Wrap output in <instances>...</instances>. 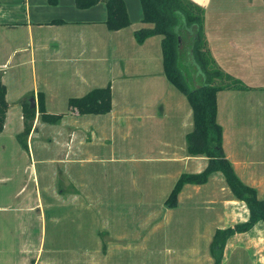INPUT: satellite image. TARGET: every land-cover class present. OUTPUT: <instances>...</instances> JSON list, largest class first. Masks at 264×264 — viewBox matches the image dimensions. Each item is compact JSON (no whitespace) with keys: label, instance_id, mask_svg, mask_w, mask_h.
<instances>
[{"label":"crops","instance_id":"obj_1","mask_svg":"<svg viewBox=\"0 0 264 264\" xmlns=\"http://www.w3.org/2000/svg\"><path fill=\"white\" fill-rule=\"evenodd\" d=\"M192 1L204 9L207 54L212 65L245 81L253 75H263L264 72L256 73L252 65L239 64L232 55H241L249 47L243 45L244 38L239 28L241 25L251 26V12L255 14L258 1ZM124 3L131 24L113 31L106 26L107 6L103 2L81 8L76 6L75 0H57L54 5L47 0H0V80L6 87L5 99L9 102L4 128L0 132V179L10 182L20 173L17 168L2 171V166L5 169L6 165L1 160L11 158L16 161V156L22 158L16 145V141L20 145L17 136L24 130L22 99L27 97L31 106L36 108L27 149L20 145L32 157L30 146L34 137L37 138V127L42 125L40 122H45L37 111L40 93L45 98L46 111L51 113L50 107L62 101L110 84L112 107L109 112L79 115L69 110L67 102V111L53 112L63 116L58 124L46 126L44 131L48 133L50 129H56L52 132L54 135L46 137L47 142L42 146L44 150L62 146L65 151L64 158L57 161L63 164V170L51 171L52 183L58 182L60 175V178L65 176L69 186L83 187L88 204L82 199L80 189L79 192L70 190L71 193H66L70 200L68 207L82 211L79 216L93 211L100 213L101 217V213L109 210L106 207H110L117 213L114 216L117 222L120 220V208L116 203L120 192L113 188L114 195L107 197L115 196L116 199L107 198L108 186L98 187L96 191L83 169L84 164L94 157L86 155L84 150L104 140L100 139L96 125L101 120L100 116H106L110 127L128 124V130L137 143H141L137 146H142L146 153L137 156L147 160L149 166L161 168L153 169L152 174L157 171L174 185L181 174L198 173L207 166L204 155L187 151L186 135L193 126V112L185 94L164 74L161 36L151 35L142 43L136 41L135 30L152 24L142 21L140 0H124ZM240 13L246 14L250 21L238 23L235 19ZM247 85V89L217 92V121L223 129L222 147L236 174L243 183L256 188L258 198L264 199V84ZM237 109L240 115H236ZM154 145L156 148H151ZM78 164L81 168L79 174L71 169ZM33 172L39 185V173L35 169ZM37 184L35 210L37 213L40 211L41 243L36 247L37 252L27 260L36 255L34 262L29 260L30 263L45 264L40 260L45 244L43 197L42 188L38 191ZM143 186L137 184L132 192L144 194ZM214 186H218L219 192L214 190ZM204 189L208 190L205 194ZM23 190L24 185L19 187V192ZM49 192L52 190L48 189ZM57 194L63 196L64 192L57 191ZM176 203L173 208L166 203L162 205L165 211L161 216L165 221L151 211L141 214L151 219V225L162 219L168 230L174 231L177 226L176 237L181 229L182 239L188 241L182 249H168L165 264H213L209 245L214 232L248 220L247 204L233 195L221 172H213L206 183L186 184L180 190ZM135 205L137 211L139 203ZM0 208L10 207L3 205ZM73 213L71 216L75 219L72 222L83 220L82 215L80 218ZM175 216L178 218L173 220ZM124 239L125 235L117 233V245L110 244L105 251L102 250V264H107L108 260L113 264L122 240L127 241ZM221 256L220 264H264L263 221L256 222L247 231L230 235Z\"/></svg>","mask_w":264,"mask_h":264},{"label":"rangeland","instance_id":"obj_2","mask_svg":"<svg viewBox=\"0 0 264 264\" xmlns=\"http://www.w3.org/2000/svg\"><path fill=\"white\" fill-rule=\"evenodd\" d=\"M257 1L255 14L251 12V26L241 25L239 28L244 38L243 45L249 47L245 48L241 55L237 53H232V55L236 57L239 64L252 65L256 68V73H260L264 72V1ZM235 20L240 24L250 21L244 13H240ZM190 43L191 40H188V44ZM189 57L190 51L187 47L181 53L180 58L183 60L185 74L188 75L192 85H195L197 81L201 83L203 79L199 78L198 80L197 76L192 73L194 69V71L197 70L187 61ZM263 77L264 74L260 76L258 74L248 77V81L243 78L239 79L246 84L258 86L264 84ZM67 102L65 100L58 103L57 106L50 107L51 113L67 111ZM237 104L240 103L237 102ZM236 115H240L239 110ZM100 117L101 120L96 125L100 132V139L104 138V140L103 143L96 142L94 146L84 150L86 155L94 157L88 164H84L83 169L87 173L86 179H91L89 183L95 187L96 191H98V187L102 189L108 186L106 197L114 195L113 188H117L120 192L117 197L120 199L116 203L120 208V220L117 222V218L114 217L117 214L115 210L106 207L109 210L101 213L103 217L100 213L86 211L83 215L81 214L82 221L79 219L77 222H72L75 218L71 216V213L73 215L74 211L79 216L82 211L68 207L70 200L66 193H71L70 190L79 192L78 189H80L79 193L82 199L86 200L85 193L83 187L69 186V183L64 180L65 176H62L61 179L59 175L58 182L52 183L51 171L52 169L57 171L62 169L63 164L57 161L64 158L65 151L62 146L43 149L42 145L47 142L46 137L54 135L52 132L56 128L50 129V134L44 129L47 128L46 126H54L59 122L52 124L40 122L42 125L37 127L39 131L35 133L37 138L34 137L30 146L32 157L16 141L17 152L22 158L19 157V159L16 156V161L11 158L1 160L2 164L6 165L5 169L2 166V171L17 168L20 173L13 176L10 182L0 179V206L10 207L0 208V264H32L29 260L33 261L37 257L35 255V258L27 260L28 257H32L30 255L33 252H37L36 247L41 243L42 235L38 216L40 211L38 210L37 213L35 210L37 207L35 196L37 181L35 182V180L37 178H34V169L39 173L38 191H41L42 188L45 224L43 240L45 244L44 254L40 260L45 264H102V250L105 251L110 244L117 245L115 243L117 242V233L125 235L124 240L127 241L122 240L119 253L115 256L113 264H165L168 249L175 247L182 249L188 243L186 239H182L181 229L176 237L177 226L174 231L168 230L162 219L151 225V219L142 217L141 214L144 215L147 211L154 212L158 217L163 215L165 209L162 205L165 204L174 184L168 177L163 178L161 174H157V171L152 174L153 169L161 168L155 166L153 168L149 166L147 160L137 156L146 155V153L142 146L141 148L137 146L141 143H137L133 133L128 130V124L110 127L106 116ZM154 147L156 148V145L151 146V148ZM71 169L79 174L81 168L78 164V167L74 165ZM137 184L144 185L142 188L144 194H140L138 191L132 192L136 190ZM22 185H24V190L19 192V187ZM216 187L218 186H214V190L219 192ZM48 189L52 192L47 193ZM57 191L64 192L63 196H59ZM207 191L204 189L203 193ZM97 195L99 197V193ZM107 198L116 199L115 196ZM137 202L140 207L136 211L135 203ZM85 203L88 204L87 200ZM161 217L164 219V216ZM177 218L175 216L173 220ZM104 226H108L110 229ZM83 255L85 256L82 257ZM107 264H111L109 260Z\"/></svg>","mask_w":264,"mask_h":264},{"label":"trees","instance_id":"obj_3","mask_svg":"<svg viewBox=\"0 0 264 264\" xmlns=\"http://www.w3.org/2000/svg\"><path fill=\"white\" fill-rule=\"evenodd\" d=\"M54 5L57 0H47ZM264 1V0H263ZM103 2L107 6L105 20L109 30L128 27L130 19L124 0H75L76 6L87 8L95 3ZM142 4V21L152 24L150 27H141L134 32L139 43L144 42L151 35L161 36V50L163 70L165 76L189 101L193 112V126L186 135V148L190 154H201L207 159V166L198 173H183L165 200L168 207L177 205L180 190L186 184H203L213 172H221L225 183L228 184L233 195L247 204L248 220L227 228L217 229L211 239L209 252L214 257L213 264H220L223 248L229 236L235 232L247 231L256 222L264 223V199L258 198L255 187L243 183L236 174L233 165L227 158L222 147L223 129L217 121V92L224 89L242 90L249 86L235 75L215 68L207 54V39L205 36L204 9L192 0H140ZM188 40L191 43L188 44ZM189 48L188 62L196 68L194 75L203 79L201 83L192 85L180 58L181 53ZM192 67V69H193ZM6 87L0 80V132L4 128L5 114L9 102L5 99ZM37 111L42 121L57 123L62 114L49 113L45 109V98L40 93ZM24 121V130L17 139L20 145L27 149V138L35 119L36 108L31 106L28 98L21 100ZM112 96L110 84L98 87L80 97L68 100V108L77 114H104L111 110Z\"/></svg>","mask_w":264,"mask_h":264}]
</instances>
